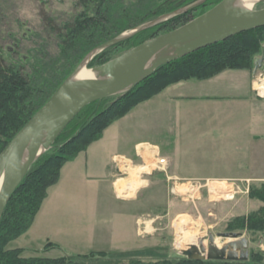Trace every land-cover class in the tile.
Wrapping results in <instances>:
<instances>
[{
	"label": "rangeland",
	"instance_id": "obj_1",
	"mask_svg": "<svg viewBox=\"0 0 264 264\" xmlns=\"http://www.w3.org/2000/svg\"><path fill=\"white\" fill-rule=\"evenodd\" d=\"M166 1L108 0L103 11H107L111 24L123 31L122 36L135 31L130 28L137 22L141 21L140 27L154 22L146 20L151 16L149 13ZM199 1L190 0L179 11ZM208 1L206 8H198L190 18L198 17L223 0ZM80 2L0 0V55L8 65L21 66L35 86L42 87L48 80L58 84L68 73L73 75L95 51L82 61L86 48H80L79 52L65 51L67 46L63 37L68 33L69 26L84 13ZM263 8L264 2L254 10ZM166 30L167 27L162 32ZM259 34L261 49L255 58H264V32ZM89 64L87 67L91 70ZM263 78L264 65L256 73L255 80L260 83ZM256 95L264 100L257 92ZM153 99L141 103L145 109L138 110L137 114H134L135 111L133 115H126L124 119L127 118L128 124L124 127L119 121L113 123L90 151L91 154L97 153V146L104 143L107 148H113L116 139L127 130L131 135L158 145H144L141 149L143 158L135 164L141 166L135 170L127 169L123 182L125 185L134 183L137 192L141 189L139 198L120 202L110 197L108 204L97 202L91 208L97 213L96 225L79 222V208L73 205L74 197L79 194V188H75L74 184L83 158L82 154L78 155L62 169L61 180L50 189L39 220L25 235L12 241L8 250L23 248L25 258L59 259L105 249L110 252L107 253L109 256L123 262L131 258L146 263L160 259L180 260L186 258L183 252L187 248L177 249V229L179 223H185L188 235L196 239L199 249H205L204 260L201 261H208L211 248L218 249L216 239L223 243L224 248L228 245L229 252H233L236 258L247 259L248 263L244 264H264V231L253 232L249 227L251 217L264 211V201L258 197V193L264 190V144L253 143L256 134L252 135L254 129L249 128L245 113L242 109H235L234 104H212L195 99L173 103L182 112L177 113L175 109L166 114H162L160 109L157 113L152 110L145 112L153 105ZM96 109V106L90 107L71 127V131ZM156 148L161 158L168 160L166 172L155 169L149 175L147 169L145 172L142 170L138 177V169L145 168L146 163L153 164L152 154ZM140 180L146 181V186L141 183L136 186ZM172 180L184 184L183 188L196 186L192 197L184 199L181 195H172L175 183ZM223 190L239 191L240 194L230 199L222 197ZM136 194L126 195L123 199L130 200ZM80 210L82 213L89 210L86 202L81 204ZM106 211L111 212L109 216L100 215ZM117 211L129 213L128 216H116L113 213ZM142 215L148 222L144 235L140 233L142 227L136 221ZM50 242L60 248L44 252Z\"/></svg>",
	"mask_w": 264,
	"mask_h": 264
},
{
	"label": "trees",
	"instance_id": "obj_2",
	"mask_svg": "<svg viewBox=\"0 0 264 264\" xmlns=\"http://www.w3.org/2000/svg\"><path fill=\"white\" fill-rule=\"evenodd\" d=\"M188 1L190 0H167L151 10L149 13L151 16L146 20L156 21L163 16L175 13L182 9ZM106 2L108 0H81L84 13L69 26L68 33L63 37L64 44L67 46L65 51L79 52L80 48H86L81 61L90 52L120 37L123 33L122 30L115 27L114 23L111 24L107 11H103ZM206 4L207 2L199 8H206ZM197 9L158 23L120 44L105 49L93 58L89 67L93 69L104 65L148 40L178 29L194 19L190 18V15ZM140 22L131 25L130 29L139 28L142 25ZM166 27L167 30L162 32V29ZM260 32H264V27L237 35L227 41L168 63L160 67L132 91L100 100L86 107L58 137L52 148L46 151L31 167L19 188L11 196L0 223V264L248 263V261H201L187 258L160 259L152 263L131 258L123 262L103 252L72 255L59 259L25 258V249L8 250L7 247L12 241L25 235L31 229L48 197L49 190L59 182L64 166L100 140L107 128L131 113L141 103L162 94L172 85L209 79L227 70L253 69L255 56L261 49ZM71 75V72L68 73L65 79L58 84H55L54 80H48L43 83L42 87L35 86L31 77L25 74L21 66L8 65L5 58L0 55V155ZM94 106L97 108L96 111L78 123L75 130L71 131V127L76 124L78 119L90 107ZM258 197L264 201V190L258 193ZM249 227L253 232L264 231V211L251 217ZM56 248H60V246L50 242L44 252ZM252 262L259 263L255 260Z\"/></svg>",
	"mask_w": 264,
	"mask_h": 264
},
{
	"label": "water",
	"instance_id": "obj_3",
	"mask_svg": "<svg viewBox=\"0 0 264 264\" xmlns=\"http://www.w3.org/2000/svg\"><path fill=\"white\" fill-rule=\"evenodd\" d=\"M207 0L122 35L91 53L79 69L69 77L28 124L14 137L0 155V223L6 206L31 167L49 149L72 121L88 106L106 98L132 91L160 67L237 35L264 27V8L246 9L238 0H223L214 8L169 33L148 40L108 63L91 69L94 77L79 79L83 65L96 54L169 19L193 11ZM264 2V1H263ZM264 65V58L254 59L255 74ZM228 247L224 250L227 251ZM211 248L208 261H242L233 252ZM205 249L191 246L183 252L189 260H204ZM229 257V259L227 258ZM247 261V259L243 260Z\"/></svg>",
	"mask_w": 264,
	"mask_h": 264
},
{
	"label": "crops",
	"instance_id": "obj_4",
	"mask_svg": "<svg viewBox=\"0 0 264 264\" xmlns=\"http://www.w3.org/2000/svg\"><path fill=\"white\" fill-rule=\"evenodd\" d=\"M255 78L256 74L254 71L227 70L209 79L200 81H187L175 84L167 88L162 94L155 97V99H153V105L150 106L145 112H150V110H152L153 112L157 113L158 109L161 110L162 114H166L171 109H175L174 111L177 113L182 112L176 104L186 102L188 100L190 101L192 99L198 101H207L211 102L212 104H234L235 109H242L241 111L245 113V116H247L249 128L254 129V131L251 132L253 133L252 135L256 134L254 136L253 143L264 144V100L258 99L256 95L258 86L262 85L264 78L260 81V83L256 82ZM258 92L260 91L258 90ZM260 95L262 96L261 98H264V95ZM143 107V105L136 107L131 113H129V115H133L135 111L136 113L134 114H137L138 110L145 109ZM118 123L124 127V124H128L127 118L120 119ZM150 143L151 142L146 139L141 137L139 138L133 134L131 135L130 131L127 130L120 134V136L116 139V143L113 145V148H107V144L104 143L101 144L100 147L97 146V153L91 154L90 151L93 145H96V143H93L87 149V151L81 153L83 157L82 163L80 164L81 169L77 173V180L74 184L75 188H79V194L74 197L75 202L73 201L75 208H79L77 210L79 214V222L88 224L89 226L96 225L97 213L94 210L92 211V209L96 206L97 202L108 204L110 202V197L120 202H130L139 198L142 190L140 189L137 192V188L134 187V183L129 182L127 185H125L126 183L123 182L126 180L125 178L120 179L121 181H118V167L122 169L132 168L135 170L136 168H133L131 165H135L137 160L141 159L142 147ZM151 145L158 146L152 143ZM65 167L66 166H64V168ZM142 170L145 172L147 169H138V171H136L138 177L140 176ZM140 183L142 186H146V181L143 180H140V182L136 183V186H138ZM151 185L149 187H151ZM125 188L127 189L126 191H124ZM117 191H119L124 196H131V194L133 196L134 193H137L138 195L136 194L134 198L126 200L120 198ZM49 194L50 190L48 192V197L44 201L42 208L35 219L34 224L37 222V220H39L42 212L41 210H43V206H45V202L50 196ZM62 201L66 202L65 199H62ZM84 202L87 203L89 210H86L82 213L80 209L81 204ZM63 204L68 205L69 203ZM110 213L111 212L106 211L102 212L100 215L106 217L109 216ZM128 213L129 212L126 211H117L113 214L116 216L127 214L124 216H128ZM144 216L145 215H142L136 219L138 224H140L143 228L140 230L142 235L146 233L145 230L148 228V222ZM96 252L110 253L105 249H100Z\"/></svg>",
	"mask_w": 264,
	"mask_h": 264
},
{
	"label": "bare ground",
	"instance_id": "obj_5",
	"mask_svg": "<svg viewBox=\"0 0 264 264\" xmlns=\"http://www.w3.org/2000/svg\"><path fill=\"white\" fill-rule=\"evenodd\" d=\"M263 1L264 0H238L237 5L241 6L243 8H246V9H254L257 5H259ZM93 77H94V73L92 72V70L88 69V67H86V65H83L82 70L78 74V78L79 79H91ZM258 90L260 91V92L257 91L258 95L260 97H262L260 94L264 95V79H263L262 85L258 86ZM1 187H2V181H0V191H1ZM177 231H178V234L176 237L177 249H181L183 247H186L188 250V248H190L191 246L198 247V244H196V239L192 238V237H190V235H188V231L186 229L185 223H179ZM187 236H189L190 238H187ZM187 241H188V244H186ZM215 241H216L215 244L218 247V252L222 251V252H227L226 253L227 255L231 254L229 252L231 249L227 245L226 242H225V244L228 247L227 251L224 250L223 243L221 244V242L219 240H216V239H215ZM227 242H230V241H227ZM184 243L186 244V246L184 245Z\"/></svg>",
	"mask_w": 264,
	"mask_h": 264
},
{
	"label": "built area",
	"instance_id": "obj_6",
	"mask_svg": "<svg viewBox=\"0 0 264 264\" xmlns=\"http://www.w3.org/2000/svg\"><path fill=\"white\" fill-rule=\"evenodd\" d=\"M154 151H156V152H154L152 154L153 158H154L153 164L149 165L148 163H146L145 164V168L142 167L144 169H149V172H148L149 175L152 174V172L155 171V169H157L156 171L159 170V171L166 172V167L168 165V160L165 159V158H161L160 154L157 153V152H159V149L156 148V150H154ZM141 158H143L142 155H141ZM132 166H133V168L137 169L141 165L132 164ZM151 168H153L154 170L150 171ZM127 169L128 168L122 169V168L118 167V170H119L118 181H121L120 179H124L125 178V176L127 175ZM172 181L175 182L174 185H173V188L171 189L172 195H174V194L181 195V197L184 198V199H186L188 196L192 197L191 193L195 191V187L196 186H190V187H187V188L185 186V188H183L182 186H184V184H180V182L177 181V180H172ZM126 190L127 189L125 188L124 191H126ZM223 191H225V193L221 192L222 197L226 196V197H228L230 199H234L238 194H240L239 191H238V193H236L235 191L234 192L230 191V190H223ZM117 193H118V196L120 198H122V199L126 198V196L122 195L119 191H117Z\"/></svg>",
	"mask_w": 264,
	"mask_h": 264
}]
</instances>
